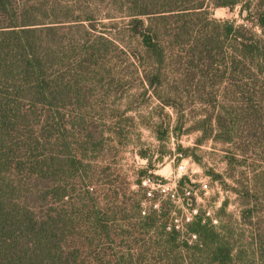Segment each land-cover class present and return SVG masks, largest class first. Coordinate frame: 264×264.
Listing matches in <instances>:
<instances>
[{
    "label": "trees",
    "instance_id": "obj_1",
    "mask_svg": "<svg viewBox=\"0 0 264 264\" xmlns=\"http://www.w3.org/2000/svg\"><path fill=\"white\" fill-rule=\"evenodd\" d=\"M242 4L261 33L211 16ZM121 55L160 102L145 123L158 140L200 131L229 146L230 171L261 155L245 181L229 173L248 231L226 223L227 199L178 229L168 201L143 213L90 188L108 137L88 113ZM249 246L264 264V0H0V264H238Z\"/></svg>",
    "mask_w": 264,
    "mask_h": 264
},
{
    "label": "rangeland",
    "instance_id": "obj_2",
    "mask_svg": "<svg viewBox=\"0 0 264 264\" xmlns=\"http://www.w3.org/2000/svg\"><path fill=\"white\" fill-rule=\"evenodd\" d=\"M245 2L250 3L251 10L255 11L258 0H245ZM248 11L242 4L233 10L214 8L211 10V16L220 20H234L237 24L247 25L257 33H261L254 20L249 18ZM117 61L115 78L103 88L95 90L100 100L97 103L100 104L92 107L88 113L100 121L108 137L105 151L99 161L93 162L92 167L88 169L90 188L93 191L97 190L107 203V198L110 196L119 197L120 200L131 205L140 199L144 200L143 206L151 205L153 197H157L160 203L168 201L163 205L173 212L176 216L175 223L180 225L185 216L190 214L192 203L198 209L206 208L213 213V210H217L222 204L223 199H227L226 223L236 233L248 231L249 228L241 217L242 201L231 190L235 184L229 173L234 172L237 179L245 181L246 175L251 174L249 165L252 162L258 165L262 159L261 155L254 157L248 155L246 160L236 163L234 170L230 171L226 152L229 146L213 140L197 144V139L201 136L200 131L188 132L179 138L172 132L169 140H158L153 130L145 123L160 111L159 100L141 95L145 92V88L137 78L136 65L130 56L128 58L126 55H121ZM126 108L129 110L126 111ZM165 111L170 116L171 124L175 126L176 114L168 107ZM186 123L185 128L189 127L190 119H187ZM179 145L190 148L187 156H182L183 153L179 152ZM141 149L149 153L154 165L152 174L155 178L145 179L147 181L143 183L147 188L146 197L137 185L140 176H144L142 171L148 168L149 164V160L140 156ZM161 153H164L163 157ZM197 158L200 162L196 160ZM213 171L219 173L222 178H214ZM204 183H207V188L203 187ZM185 186L192 188L193 193L188 194ZM125 203H120L121 209L128 207V203ZM158 205L157 202L155 207ZM246 252V257L238 264H257L250 246Z\"/></svg>",
    "mask_w": 264,
    "mask_h": 264
},
{
    "label": "built area",
    "instance_id": "obj_3",
    "mask_svg": "<svg viewBox=\"0 0 264 264\" xmlns=\"http://www.w3.org/2000/svg\"><path fill=\"white\" fill-rule=\"evenodd\" d=\"M146 181H147V180H145L143 183L145 184ZM203 187H204V188H207V187H208L207 183H204V184H203ZM187 190H188V191H187L188 194L193 193V189H192V188H189V189H187ZM149 193H151V192H149ZM143 207H144L143 213H145L146 210H147L148 205H145V204H144ZM190 209H191V208H190ZM197 213H198V208H196V207L194 206V207L191 209L190 214L185 216L184 221H185V222H189V221H191L192 218H193V216H194L195 214H197ZM207 215H208V216H212V211L208 209V210H207ZM213 222H214V223H218L217 219H213ZM171 227H172V225L170 224L167 228H168V229H171ZM176 228H178V229L183 228V225H180V224L177 223V224H176Z\"/></svg>",
    "mask_w": 264,
    "mask_h": 264
}]
</instances>
